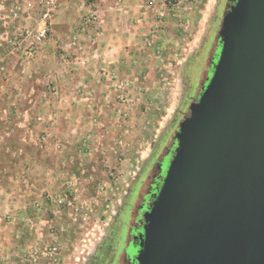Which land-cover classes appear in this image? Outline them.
Segmentation results:
<instances>
[{
  "label": "rangeland",
  "instance_id": "374dc122",
  "mask_svg": "<svg viewBox=\"0 0 264 264\" xmlns=\"http://www.w3.org/2000/svg\"><path fill=\"white\" fill-rule=\"evenodd\" d=\"M65 1L59 0L56 9L49 12L37 0H0V179L12 182L11 187L6 189L5 197L0 199V225L10 226L16 231L13 236L19 235L16 239L24 251L20 254V262L16 257L17 261L12 260L14 264H83L92 256L95 247L103 244L121 196L150 154L157 138H162L156 150L157 158L172 145L179 122L208 75L210 60L217 49L220 19L226 10V0H188L174 12H168L163 28L156 29L154 38L149 33L146 35L148 42L153 40L150 46L146 45L152 50L151 57H147L148 61L144 63L150 72L149 77L142 83L134 81L132 88L119 90L116 85L129 78L104 68L100 76L107 86L105 96L115 104L113 110L119 118L98 130L101 131L100 139L90 142L86 138L75 144V151L70 152L73 151V155L83 154L84 157L80 161L79 157H70L71 170L67 173L69 157L65 155L61 158L62 153L59 152L66 151L70 145L66 141H57L54 136L47 137L45 131L34 134V128L29 126L35 121L45 128L46 103L50 97L57 99L61 95L55 89L57 72L76 71L84 53V47L77 44V37L74 36L70 43L75 50L72 60L65 58L61 66L54 67L47 56L52 21ZM84 1L93 3L91 0ZM156 1L162 3L165 0ZM91 12L95 11L81 15L80 32L87 33L97 21L98 16L87 26L83 24ZM42 30H45L44 38L35 42L34 36ZM160 44L161 51L158 48ZM141 84L148 87V91L142 90L139 95L137 92ZM122 94L133 99L132 107L120 102L118 97ZM91 107L87 108V115L95 113ZM161 112L162 115L170 113L172 117L167 118L163 126L161 118L159 123L154 121L158 113L161 116ZM53 118L54 122L50 120L48 124L56 127L57 117ZM85 126L90 132H97L94 121L89 120ZM116 135V139H120L112 141ZM114 148L116 153L123 150L127 153V157L112 154L116 156L114 164L117 169L122 167L124 159H128L125 167V162L123 164L127 168L124 177L116 183L112 182L113 174L111 176L105 171L108 169L109 153ZM99 149L109 152L104 156ZM34 151L41 167L37 180L31 178V162L34 160L30 158H33L34 153L31 155V152ZM19 152L22 156L18 155ZM90 153L92 156L88 157ZM14 164L22 169L16 171ZM77 164L83 167L77 170ZM151 172L149 167L138 192L144 190ZM22 194L27 198L30 196L28 205L20 206L15 202ZM49 196L54 202L48 201ZM60 199L62 205L56 203ZM21 211L28 216L30 212L33 218H19ZM54 245L58 250L55 255H49L48 250ZM10 259L2 256L5 262Z\"/></svg>",
  "mask_w": 264,
  "mask_h": 264
},
{
  "label": "water",
  "instance_id": "95a60500",
  "mask_svg": "<svg viewBox=\"0 0 264 264\" xmlns=\"http://www.w3.org/2000/svg\"><path fill=\"white\" fill-rule=\"evenodd\" d=\"M142 216L136 264H264V0H233Z\"/></svg>",
  "mask_w": 264,
  "mask_h": 264
},
{
  "label": "crops",
  "instance_id": "0c3cea01",
  "mask_svg": "<svg viewBox=\"0 0 264 264\" xmlns=\"http://www.w3.org/2000/svg\"><path fill=\"white\" fill-rule=\"evenodd\" d=\"M75 1L77 3H75ZM143 1L144 0H91L93 3H88L84 0H66L52 21L51 38L47 41L50 46L49 55L47 56H49V59L54 63V67L61 66V61H64L65 58L68 60L73 59L72 55L75 54L73 53L75 50L74 48L72 50L70 43L74 36L77 37V44H82L84 47V53L79 60L81 62L78 63V69L76 71L57 72V87L55 89L59 90L61 95L57 99H51L50 97L46 103L45 115H47V117L44 119L47 122L45 128L42 123L35 121L31 122V125H28L34 128L32 130L34 134L45 131L47 137L54 136L57 141H66L70 145L69 148L66 149L67 152L64 150L59 152L62 153L61 158L65 155L69 157V161H67L66 165L67 173L71 170L69 169V167H71L70 157H79L80 159L78 161L82 160V157H84L83 154L75 153L73 155L74 152H70V150H74L75 144L81 139L86 140L87 138L88 141L100 139L99 135H101V131L98 130H101V127H107V125L117 121L119 118L113 110V108L116 107L115 104L113 105L111 100H109L110 98L105 96L107 86L104 85L100 76V73L104 72V68L107 69L108 67L114 70L119 76H127L131 82H136L138 80L142 83V80H147L149 77L150 72L147 71L148 68L144 63H147V57H151L150 52L152 48L146 47V45L150 46L148 39H146V35L147 33L150 34L151 30H155V33H157L154 28L157 22L154 11L141 15L140 11ZM91 10L96 12L98 19L92 24L93 27L90 31L87 33L83 31L80 32V17L82 14L84 15ZM163 26L164 24H161L160 27L163 28ZM164 43H166V41ZM162 45L165 44L162 43ZM158 48L161 51V44ZM58 49H60V52H58ZM138 86L140 87V83H138ZM138 89L137 93L139 95L142 93V90L148 91V87L142 84L141 88ZM92 93H95L93 94L95 100L92 98ZM88 107H91L90 109L95 113L87 115L86 111ZM168 114L169 115H162L161 112L160 116L158 113L154 121L159 123L158 120L161 118V126H163L162 124L167 121V118H172L170 117V113ZM53 116L57 117L55 118L57 120L56 127L48 124L50 120L54 122V118L52 119ZM120 117L123 118L124 116ZM89 120L90 122L94 121L96 123V133L90 132L85 126L89 123ZM19 125L22 126V123ZM80 125H83V127L80 128ZM113 134L114 133H112V135ZM80 136L81 138H79ZM113 137L112 141H118L120 139H116L117 135ZM69 140H72V142ZM78 143H80V141ZM123 151L116 153L114 148L113 152L109 153L110 159L107 160L109 164L108 169L105 171L110 173V175L113 174L114 179H112V182L114 181L115 183L118 180L120 181L122 176L124 177L123 174H125L127 170V168L124 167L127 165L128 159L122 161L123 164L125 162L124 167L122 164V167L117 169L114 164L117 162L115 160L116 156H112V154H119L120 156L127 157V153ZM108 152L109 150L103 149L99 153L105 156L104 153ZM36 153V151L31 152L33 158H30L31 161L34 160L31 162V168L33 167V170H31V178H33V180L38 179V170L41 169L39 163H37ZM18 155L22 156V152H19ZM90 155L92 156L90 153L88 157ZM58 165L57 159L56 167H58ZM80 167H83V165L77 164V170H79ZM14 168L16 171L22 169V167L17 164H14ZM11 183L10 179H0V199L5 197L6 189L11 187ZM24 195L22 197L17 196L15 200L20 206L29 204L30 196L27 198V196L25 197ZM19 213V218H23L24 220L27 217L33 218L30 212L29 216L26 212L21 211ZM10 228V226L4 225L3 227L0 225V264H14L13 261H17L16 259L20 262V254L24 251L22 244L16 239L17 237L19 238V235L16 234L17 237L16 235L13 236L16 231ZM2 256H8L11 259L10 261H6V263L2 260Z\"/></svg>",
  "mask_w": 264,
  "mask_h": 264
},
{
  "label": "flooded vegetation",
  "instance_id": "af4514ba",
  "mask_svg": "<svg viewBox=\"0 0 264 264\" xmlns=\"http://www.w3.org/2000/svg\"><path fill=\"white\" fill-rule=\"evenodd\" d=\"M232 1L226 0V10L222 18L226 14ZM222 18L220 19V23ZM218 50L219 39H217V49L210 60L207 77L212 71ZM207 77L202 82L199 91L206 83ZM160 140H162L161 136L157 138L150 154L144 160L141 168L131 178V183L127 185L125 193L121 196L116 213L108 225V232L104 239L105 242L103 241V244H98L92 256L88 257L83 264H136L135 256L139 249V233L142 228V216L146 212L157 188L160 186L168 159L175 146L173 136L172 145L168 146L162 156L157 158L155 155L160 145ZM149 167H151L152 172L148 176L144 190L138 192V189L144 182V177ZM134 200L137 202L134 203Z\"/></svg>",
  "mask_w": 264,
  "mask_h": 264
},
{
  "label": "built area",
  "instance_id": "2783aa9c",
  "mask_svg": "<svg viewBox=\"0 0 264 264\" xmlns=\"http://www.w3.org/2000/svg\"><path fill=\"white\" fill-rule=\"evenodd\" d=\"M39 4H41L42 6H44L49 12L50 11H54L56 9V7L58 6V2L59 0H37ZM188 0H165L162 3H158L156 0H145L142 2V6H141V15H145L148 12H155V17H156V24L154 25L155 29H158L161 24L163 23V21L165 20L168 12L173 11L178 9L179 6L181 4H184L185 2H187ZM97 18L96 12H91V14H89L88 18H86V21L83 22V24L85 26H87L88 24H90L91 22L95 21ZM157 27V28H156ZM45 35V30H42V32L38 33L37 35L34 36L35 42H40L42 40V38H44ZM150 36L151 38H154L155 36V30H151L150 31ZM153 43V40L150 39L149 41V45H151ZM133 82H131L130 80H125V81H121L119 84L116 85V87L119 90H124V89H129L132 88ZM128 96H123V94L121 96L118 97V99L120 100V102L124 103L126 106L130 107L133 105V99L130 100V98L128 99ZM112 175V174H111ZM48 201H53V198H51L49 196ZM57 204H63V201L60 200H56ZM57 246L54 245L52 248H49L48 250V254L49 255H55L56 251H57ZM33 261L36 262V259L33 258Z\"/></svg>",
  "mask_w": 264,
  "mask_h": 264
}]
</instances>
